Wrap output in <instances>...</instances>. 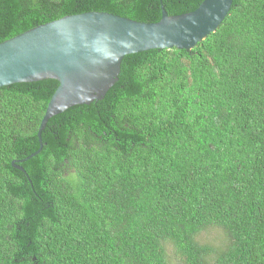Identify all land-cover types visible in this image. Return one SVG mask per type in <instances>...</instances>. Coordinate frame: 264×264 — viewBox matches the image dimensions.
Listing matches in <instances>:
<instances>
[{
  "label": "trees",
  "instance_id": "1",
  "mask_svg": "<svg viewBox=\"0 0 264 264\" xmlns=\"http://www.w3.org/2000/svg\"><path fill=\"white\" fill-rule=\"evenodd\" d=\"M201 1L0 0V42L65 15L156 22ZM58 85L0 87V264H264V0H233L190 50L125 55L32 155ZM209 228L220 245L199 239Z\"/></svg>",
  "mask_w": 264,
  "mask_h": 264
},
{
  "label": "water",
  "instance_id": "2",
  "mask_svg": "<svg viewBox=\"0 0 264 264\" xmlns=\"http://www.w3.org/2000/svg\"><path fill=\"white\" fill-rule=\"evenodd\" d=\"M233 0H202L193 11L140 22L105 11L65 15L0 42V87L54 78L59 82L37 129L71 105L101 98L115 82L122 58L149 49L190 50L214 32Z\"/></svg>",
  "mask_w": 264,
  "mask_h": 264
},
{
  "label": "rangeland",
  "instance_id": "3",
  "mask_svg": "<svg viewBox=\"0 0 264 264\" xmlns=\"http://www.w3.org/2000/svg\"><path fill=\"white\" fill-rule=\"evenodd\" d=\"M224 236L225 234L222 230L218 228H209L201 233L199 239L204 242H212L214 244L220 245ZM168 250H170V247Z\"/></svg>",
  "mask_w": 264,
  "mask_h": 264
},
{
  "label": "clouds",
  "instance_id": "4",
  "mask_svg": "<svg viewBox=\"0 0 264 264\" xmlns=\"http://www.w3.org/2000/svg\"><path fill=\"white\" fill-rule=\"evenodd\" d=\"M42 119V118H41Z\"/></svg>",
  "mask_w": 264,
  "mask_h": 264
}]
</instances>
